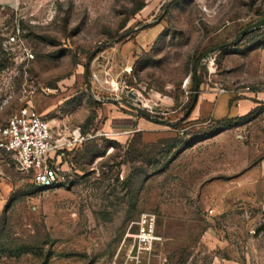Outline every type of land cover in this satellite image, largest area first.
I'll return each mask as SVG.
<instances>
[{
    "label": "rangeland",
    "instance_id": "rangeland-1",
    "mask_svg": "<svg viewBox=\"0 0 264 264\" xmlns=\"http://www.w3.org/2000/svg\"><path fill=\"white\" fill-rule=\"evenodd\" d=\"M263 17L264 0L0 7V127L33 108L83 138L64 187L0 166V264H124L145 214L161 240L140 264H264V102L188 115L196 70L199 96L223 95L197 69L219 46L233 43L213 78L232 105L264 93V27L240 36Z\"/></svg>",
    "mask_w": 264,
    "mask_h": 264
},
{
    "label": "built area",
    "instance_id": "built-area-1",
    "mask_svg": "<svg viewBox=\"0 0 264 264\" xmlns=\"http://www.w3.org/2000/svg\"><path fill=\"white\" fill-rule=\"evenodd\" d=\"M203 66L207 89L217 95L224 94L227 90L225 85L213 82L218 70L215 54H209L203 60ZM82 141L80 128L56 130L35 109L22 108L0 127V166L16 167L30 174L38 188H61L67 183L70 173L67 158ZM136 226L137 232L130 235L133 243L124 264H140L144 257L153 253L161 240L152 215H142Z\"/></svg>",
    "mask_w": 264,
    "mask_h": 264
},
{
    "label": "crops",
    "instance_id": "crops-1",
    "mask_svg": "<svg viewBox=\"0 0 264 264\" xmlns=\"http://www.w3.org/2000/svg\"><path fill=\"white\" fill-rule=\"evenodd\" d=\"M19 0H0V7H15ZM237 94L225 93L218 97L213 94L201 93L198 104L192 113V120L201 118L214 117L217 119L224 118L227 115L245 116L255 110L258 103L264 102V93L247 92L245 99H239L232 105L231 101ZM118 120H126L124 117H117Z\"/></svg>",
    "mask_w": 264,
    "mask_h": 264
},
{
    "label": "water",
    "instance_id": "water-1",
    "mask_svg": "<svg viewBox=\"0 0 264 264\" xmlns=\"http://www.w3.org/2000/svg\"><path fill=\"white\" fill-rule=\"evenodd\" d=\"M263 27H264V17L262 19H260L258 22H256L255 24H253L250 27H248L247 29H245L240 34V36L245 35V34L250 33V32H253V31H256V30H259V29H261ZM230 44L232 45L233 43H230ZM229 45L219 46V47H216V48H213V49H210L209 51H207L204 54V56L202 57V59L198 62L197 69L200 67L202 60L205 59L209 54H214V53L222 50L224 47H227ZM194 77H195L194 95H193V100H192L191 108H190V110L188 112V115H190V113L193 111V109L197 105V102H198V99H199V93H200V82H199V76H198L197 70L195 72V76ZM128 106H130L132 109L136 110L140 115L144 116L145 118H149V119L152 118L151 115L145 113L144 111H142L141 109L135 107L134 105L128 104Z\"/></svg>",
    "mask_w": 264,
    "mask_h": 264
},
{
    "label": "trees",
    "instance_id": "trees-1",
    "mask_svg": "<svg viewBox=\"0 0 264 264\" xmlns=\"http://www.w3.org/2000/svg\"><path fill=\"white\" fill-rule=\"evenodd\" d=\"M246 36H248V35H246Z\"/></svg>",
    "mask_w": 264,
    "mask_h": 264
}]
</instances>
